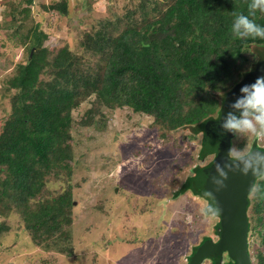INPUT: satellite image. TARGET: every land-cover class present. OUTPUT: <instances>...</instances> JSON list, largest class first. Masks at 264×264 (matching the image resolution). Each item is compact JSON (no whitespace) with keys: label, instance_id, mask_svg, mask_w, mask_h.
Here are the masks:
<instances>
[{"label":"trees","instance_id":"1","mask_svg":"<svg viewBox=\"0 0 264 264\" xmlns=\"http://www.w3.org/2000/svg\"><path fill=\"white\" fill-rule=\"evenodd\" d=\"M251 3L137 0L127 4L123 16L86 29L81 53H74L65 44L43 45L47 34L32 17L35 0H0L6 10L0 32L10 30L9 42L26 53L14 72L0 79V98L7 102L0 116V235L14 216L33 245L72 255L75 127L99 125L103 110L127 108L151 119L149 128L157 130L163 145L179 147L175 133L182 128L192 131L190 138L202 132L203 123L218 118L226 95L264 52V38L232 32L236 13L264 26V12ZM42 8L68 16L67 0ZM91 97V107L74 118ZM233 134L231 158L234 152L245 156L264 148L256 133L251 138L247 130ZM193 159L177 164L172 174L171 182L183 193L212 162L198 166ZM50 182L60 185L51 191ZM247 202L250 264H264V173L255 179ZM253 234L259 246L252 260L248 240Z\"/></svg>","mask_w":264,"mask_h":264},{"label":"rangeland","instance_id":"2","mask_svg":"<svg viewBox=\"0 0 264 264\" xmlns=\"http://www.w3.org/2000/svg\"><path fill=\"white\" fill-rule=\"evenodd\" d=\"M56 1L35 0L32 9L33 19L42 23L47 34L43 45L65 44L81 53L86 29L105 18L123 16L127 4L137 0H67L68 16L43 10L42 6ZM5 13L0 5V23ZM11 38L10 30L0 32V79L25 59V51L9 42ZM92 100L84 102L73 117L78 119ZM6 108V100L0 98V116ZM102 113L99 125L75 127L72 132V255L36 247L11 216L9 230L0 235V264H187L196 247L205 241L217 244L218 217L204 211L206 199L193 190L183 193L171 182L177 164L194 158L192 163L204 166L213 160V154H203L204 132L190 138L192 131L182 128L175 133L179 147L172 142L163 145L157 130L149 128V117L127 108ZM247 134L251 138L254 132L247 130ZM256 138L264 145V136ZM48 185L52 191L60 184ZM255 236L248 240L252 260L259 246ZM211 259L206 257L200 264H212ZM221 260V264L230 261Z\"/></svg>","mask_w":264,"mask_h":264},{"label":"water","instance_id":"3","mask_svg":"<svg viewBox=\"0 0 264 264\" xmlns=\"http://www.w3.org/2000/svg\"><path fill=\"white\" fill-rule=\"evenodd\" d=\"M258 77H264V52L253 70L226 95L218 118L207 120L202 125L203 154H213L214 158L196 175L190 189L204 197L207 206L215 209L219 241L214 245L205 241L202 246L196 247L194 253L188 256L187 264H200L206 257L213 259L212 264H221L224 255L233 264H250L247 250V197L255 179L264 173V161L258 162V158L264 156V151L254 149L243 159L231 158L230 141L234 134L233 129L225 127V124L230 115L237 118L242 115L243 108L234 106L245 95L241 88L255 83ZM199 157L203 158L202 152ZM245 161L252 162L247 172L243 171ZM217 165L226 173V178L220 176ZM214 177L222 179L223 186L215 184Z\"/></svg>","mask_w":264,"mask_h":264},{"label":"clouds","instance_id":"4","mask_svg":"<svg viewBox=\"0 0 264 264\" xmlns=\"http://www.w3.org/2000/svg\"><path fill=\"white\" fill-rule=\"evenodd\" d=\"M252 9H260L264 12V0H252L250 4ZM232 23V32L236 37H259L264 38V26L250 19L248 15L236 13ZM241 92L245 93L244 97L239 99L234 105L237 108H243V113L240 118L230 115L226 121L225 127L233 130H250L258 136H264V77H258L255 83L246 85L241 88ZM259 125V131H257ZM236 159H243L239 153H233ZM259 161H264V156L258 158ZM252 167L251 161H245L244 172ZM220 176L226 178L224 173L217 165ZM214 183L218 186H223V180L216 177L213 178ZM206 213L215 214V209L211 206H206Z\"/></svg>","mask_w":264,"mask_h":264},{"label":"crops","instance_id":"5","mask_svg":"<svg viewBox=\"0 0 264 264\" xmlns=\"http://www.w3.org/2000/svg\"><path fill=\"white\" fill-rule=\"evenodd\" d=\"M11 264V263H10Z\"/></svg>","mask_w":264,"mask_h":264}]
</instances>
